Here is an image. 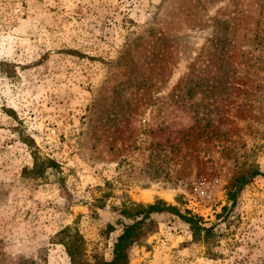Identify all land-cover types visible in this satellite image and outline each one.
Listing matches in <instances>:
<instances>
[{"label":"rangeland","instance_id":"374dc122","mask_svg":"<svg viewBox=\"0 0 264 264\" xmlns=\"http://www.w3.org/2000/svg\"><path fill=\"white\" fill-rule=\"evenodd\" d=\"M0 62V264H69L63 228L107 262L154 203L212 235L152 214L127 264H264V176L226 199L264 174V0H0Z\"/></svg>","mask_w":264,"mask_h":264},{"label":"trees","instance_id":"16d2710c","mask_svg":"<svg viewBox=\"0 0 264 264\" xmlns=\"http://www.w3.org/2000/svg\"><path fill=\"white\" fill-rule=\"evenodd\" d=\"M4 63L0 62V74H2V67ZM32 167L29 170H24V173L32 178H40L44 176L46 168H50L54 163L47 159H40L36 153L31 152ZM264 176L263 173L254 171L248 176H241L236 178L232 189H228L226 199L232 206L235 203L236 194L242 186L248 183V180L254 176ZM136 214L139 219H133L130 224L122 225L120 233L114 238L111 250L110 260L104 261L95 255L89 258L83 251V241L80 235L76 232H71L67 228L61 229L57 232L59 240L58 243L64 248V251L69 259V264H127V249L144 238L152 231L155 222L151 219L152 214L169 213L175 216L188 226L191 237L194 240H207L212 234L211 227H201L197 218L189 216L187 213H180L174 206L166 205L164 203H154L150 205H136ZM225 209V207H224ZM110 232L112 228L107 226Z\"/></svg>","mask_w":264,"mask_h":264}]
</instances>
